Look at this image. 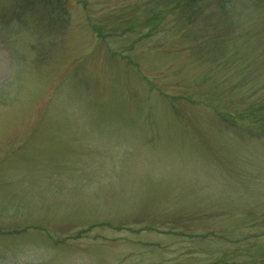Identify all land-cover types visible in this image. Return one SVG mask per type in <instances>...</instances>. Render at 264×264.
I'll return each mask as SVG.
<instances>
[{
	"label": "rangeland",
	"instance_id": "1",
	"mask_svg": "<svg viewBox=\"0 0 264 264\" xmlns=\"http://www.w3.org/2000/svg\"><path fill=\"white\" fill-rule=\"evenodd\" d=\"M0 264H264V0H0Z\"/></svg>",
	"mask_w": 264,
	"mask_h": 264
},
{
	"label": "trees",
	"instance_id": "2",
	"mask_svg": "<svg viewBox=\"0 0 264 264\" xmlns=\"http://www.w3.org/2000/svg\"><path fill=\"white\" fill-rule=\"evenodd\" d=\"M229 1H231V0H229Z\"/></svg>",
	"mask_w": 264,
	"mask_h": 264
}]
</instances>
